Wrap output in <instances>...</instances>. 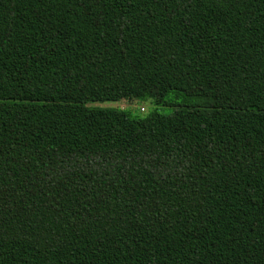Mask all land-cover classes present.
<instances>
[{
    "label": "trees",
    "instance_id": "1",
    "mask_svg": "<svg viewBox=\"0 0 264 264\" xmlns=\"http://www.w3.org/2000/svg\"><path fill=\"white\" fill-rule=\"evenodd\" d=\"M0 264H264V0H0Z\"/></svg>",
    "mask_w": 264,
    "mask_h": 264
},
{
    "label": "rangeland",
    "instance_id": "2",
    "mask_svg": "<svg viewBox=\"0 0 264 264\" xmlns=\"http://www.w3.org/2000/svg\"><path fill=\"white\" fill-rule=\"evenodd\" d=\"M167 101L168 104L162 106H157L150 99L143 101L121 100L119 102H107L100 105L106 108L125 110L131 113V115L135 118H146L155 112H158L162 115L171 116L183 108V106H207L201 99L190 98L185 96L183 93H178L175 91L168 95Z\"/></svg>",
    "mask_w": 264,
    "mask_h": 264
}]
</instances>
